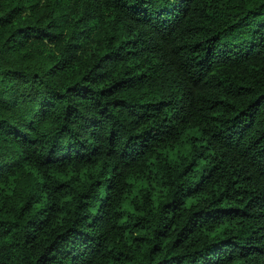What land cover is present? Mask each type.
Instances as JSON below:
<instances>
[{"label":"trees","instance_id":"obj_1","mask_svg":"<svg viewBox=\"0 0 264 264\" xmlns=\"http://www.w3.org/2000/svg\"><path fill=\"white\" fill-rule=\"evenodd\" d=\"M0 264H264V0H0Z\"/></svg>","mask_w":264,"mask_h":264}]
</instances>
